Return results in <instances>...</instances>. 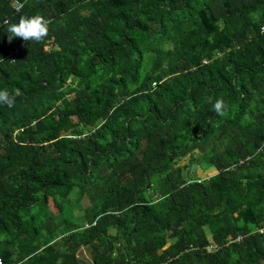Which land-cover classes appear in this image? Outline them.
<instances>
[{
	"label": "trees",
	"instance_id": "obj_1",
	"mask_svg": "<svg viewBox=\"0 0 264 264\" xmlns=\"http://www.w3.org/2000/svg\"><path fill=\"white\" fill-rule=\"evenodd\" d=\"M0 58L2 264H264V0H0Z\"/></svg>",
	"mask_w": 264,
	"mask_h": 264
},
{
	"label": "clouds",
	"instance_id": "obj_2",
	"mask_svg": "<svg viewBox=\"0 0 264 264\" xmlns=\"http://www.w3.org/2000/svg\"><path fill=\"white\" fill-rule=\"evenodd\" d=\"M20 3L14 2L13 9L16 11L20 8ZM50 19L45 18L43 15L20 16L17 22L9 21L6 27L7 40L9 43L14 38H19L24 42L41 43L48 37ZM0 62H3L0 58ZM15 62V60H12ZM16 92H9L6 89H0V106L14 107L16 103ZM207 102L211 105V110L217 115L223 116L227 111V104L222 98L213 100L212 97H206ZM0 264L2 260L0 258ZM81 264H88L83 262Z\"/></svg>",
	"mask_w": 264,
	"mask_h": 264
},
{
	"label": "rangeland",
	"instance_id": "obj_3",
	"mask_svg": "<svg viewBox=\"0 0 264 264\" xmlns=\"http://www.w3.org/2000/svg\"><path fill=\"white\" fill-rule=\"evenodd\" d=\"M212 172V169L211 168H209V169H207L206 170V174H209V173H211ZM198 173V175H201V176H203V175H205V174H202V173H199V172H197ZM83 205L84 204H87V200L86 201H84V199H83ZM80 212L79 211H77V210H74V214L75 215H78Z\"/></svg>",
	"mask_w": 264,
	"mask_h": 264
}]
</instances>
